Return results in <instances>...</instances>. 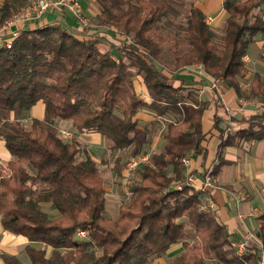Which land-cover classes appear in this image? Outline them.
I'll return each instance as SVG.
<instances>
[{"label": "trees", "instance_id": "obj_1", "mask_svg": "<svg viewBox=\"0 0 264 264\" xmlns=\"http://www.w3.org/2000/svg\"><path fill=\"white\" fill-rule=\"evenodd\" d=\"M29 1L4 0L0 23ZM95 3L100 28H84L93 30L88 36L52 23L22 29L9 47L5 39L0 41V112L29 110L38 102L44 106L42 119L32 118L29 126L0 118V140L11 155L5 166L0 164L2 229L30 244H43L25 246L30 264H152L177 243L183 251L168 264H259V249L236 256L225 226L202 208L200 193L182 183L180 158L204 154L202 116L208 102H199L180 123L168 125L163 149L152 156L151 165L137 171L130 202L120 205L116 217L106 214L104 181L96 163L88 154L80 159L79 143L64 141L56 120L70 121L77 132L100 134L111 151L131 145L139 149L151 141L137 129L134 117L139 110L179 115L176 104L194 98L185 82L173 84L176 75L163 67L162 23L172 25L170 18L180 15L182 0ZM263 6L264 0H223L226 17L218 33L191 5L185 28L188 48L170 46V70L202 65L206 76L222 80L238 97L257 99L263 109L248 118L247 127L221 132L218 153L242 141L264 139V84L254 73L247 94L240 85L248 46L264 32ZM111 27L132 41L115 42L101 30ZM138 76L150 103L135 92ZM116 165L120 175L123 167L119 161ZM42 203H49L58 217L50 218ZM257 219L264 252V212ZM187 225L195 233L193 243L182 241ZM78 231H85L86 237L77 239ZM0 258L4 264H24L17 256L1 253Z\"/></svg>", "mask_w": 264, "mask_h": 264}, {"label": "crops", "instance_id": "obj_2", "mask_svg": "<svg viewBox=\"0 0 264 264\" xmlns=\"http://www.w3.org/2000/svg\"><path fill=\"white\" fill-rule=\"evenodd\" d=\"M191 2L192 5L198 8L206 17L211 18V25H209L213 30H222L226 17V13L222 7L223 0H191ZM63 13L64 12L59 9L49 10L36 23H29L26 26L31 29L46 24L59 23L80 37L88 36L92 33L93 30L90 32L85 31V29H83V31L78 30L80 27L71 16ZM262 18L264 20V6L262 7ZM112 34L114 36L119 35L118 33ZM109 38L115 42H124L121 39L113 38V36ZM244 64L246 73L243 77L245 78V81L240 84L242 88L245 89V85L249 84L254 73L259 74L261 81L264 84V32L257 33L253 42L249 44L244 57ZM193 65L186 66L177 71H168L176 75L175 80H171L175 85H178L182 80L187 87H190L191 85L200 86L201 90H190L194 95V99L187 96L176 104L180 111L179 115L169 113L160 116L150 108L139 110L134 117L137 129L142 132L147 130V132H149L155 129L157 125H162L163 122H168V125H176L188 116L191 110L197 108L199 102H208V107L202 116L203 129L206 131V140L203 145L204 154L191 155L193 159V171L199 177L191 187L200 193L202 203L214 213L217 222L225 226L231 242V247L248 234H252V237L248 240L246 252L248 250L254 251L255 249H259V255L261 258L260 262H264V252H260L261 243L258 240V230L261 225L257 219L258 215L264 212V139L260 141H242L235 146L225 147L221 153H218L217 149L218 144L220 143L219 136L221 132L224 134L225 132L233 133L238 129L247 127L248 118L253 114H260L263 109L260 107L257 99L238 97L233 90L226 89L224 85L219 87V90L210 89L211 78L206 76V74L200 75L196 73V70L193 69ZM197 77L200 80H197ZM133 84L138 97L144 102L150 103L152 98L140 76L134 79ZM224 108L227 109V111ZM43 109V104L38 102L31 108V118L42 119ZM24 111L27 110L20 112ZM12 113L14 112L4 113L3 116L8 118L7 115ZM56 125H69L73 127L70 121L63 120L56 121ZM160 129H163V127ZM74 131L77 132L75 129ZM77 133H79L80 138L86 142V154L97 163V158L93 155L99 151V144H101L100 139H104V137L95 132ZM162 140H164V147L167 139L164 137ZM157 142H159L157 134L154 136L151 134L150 148L148 149L150 152H146L151 158L149 165L152 163V156L157 152ZM10 158L11 155L6 148L4 141L0 140V164L5 166ZM219 162L223 163L214 171L216 164ZM208 169H212V184L203 189L202 175L203 172ZM123 173L122 170L119 176L121 177ZM110 174L109 181L113 182L115 178L112 180L111 177H116V175H114L113 172ZM100 175L104 181V176L101 173ZM103 188L105 190V195L107 194L106 191L109 190L112 193L110 197L113 199L116 198L114 188H105L104 185ZM208 199L212 204L206 202ZM44 211L50 218H56L59 215L56 210H52L51 212ZM105 211L111 216L113 208L105 203ZM52 214L53 216H51ZM112 216L115 215L113 214ZM14 241L22 246L18 249H13L7 246L9 242ZM28 244L30 243L23 236L13 235L4 231L0 225V254L5 253L17 256L23 262V258L26 255L24 248ZM36 244L37 243L30 245L36 246ZM182 251L183 246L181 243L171 245L166 254L162 257L156 258L155 261L162 258L167 259V262H169L167 253L168 257L171 254H175L173 256L175 257ZM0 264H4L1 258Z\"/></svg>", "mask_w": 264, "mask_h": 264}, {"label": "rangeland", "instance_id": "obj_3", "mask_svg": "<svg viewBox=\"0 0 264 264\" xmlns=\"http://www.w3.org/2000/svg\"><path fill=\"white\" fill-rule=\"evenodd\" d=\"M3 1L4 0H0V7H1ZM78 1L80 2L81 6H82V9H83V16H84V21H85V24H86L85 27L86 28L87 27H91L92 29L100 28V27H97V25H98V23H97V15L99 14V9H98L97 4L95 3V0H78ZM182 1L184 2V5L183 6H178V8H177L180 11V15L176 19H174L172 17L170 18V21L172 22V25H166L165 23H162L163 24V35L166 38L165 39L166 41L163 42V44H162V47H163V49H162L163 50V67H164V69L166 71H168V70L172 71V70H170L171 69V64L173 62L172 49H171L172 47H170L171 44L172 43L178 44V48L180 50H183V51H185L188 48L187 41L185 39V37H186L185 28L187 26L186 25L187 14L189 13V8L192 5V2H191V0H182ZM60 10L62 12H64L63 14H69V13H67V11L65 12V10H62V9H60ZM16 12H17V10L12 12L10 16L6 17L0 23V41L2 39H7L8 37H10L9 30H3L2 31L1 29H2V27L4 25V23H5V20H8ZM45 16H44V18H45ZM71 18L80 27V28H78V30L83 31V29L85 28V27H83L84 24L79 23L72 16H71ZM29 23H33L34 24L36 22L32 21V22L24 23V24H22L20 26V28H23V29L27 28L26 25H28ZM208 23L211 25V19H210V21ZM101 30H103L104 32H108L110 37L113 36V38H115V39H119V40L121 39L124 42H128L127 36L125 34H123V33H118L119 34L118 36H116V35L114 36L112 34V32H110L111 30H113L112 27L109 28V29L101 28ZM87 32H90V31H87ZM216 32L220 33V32H222V30L221 31H216ZM91 34H93V32ZM169 73H171V72H169ZM197 80H200V79H198V77H197ZM244 81H245V78H242L241 82H244ZM199 82H202V81H199ZM202 83H204V82H202ZM190 87L188 88L189 90H201L200 86H198V85H191ZM210 89H212V88L210 87ZM244 92L247 94L249 92V90H245ZM197 96H198V93H197ZM193 98H194V95H193ZM225 110L227 111V109H225ZM30 112H31V109H29L27 111H24V112L16 111V112H14L12 114H9L7 116L11 120H16V121L21 122L25 126H29L30 120L32 119ZM3 115H4V113L0 112V118H2ZM176 118H178V117H176ZM56 121L58 122L59 120H56ZM152 122H154V121H152ZM161 126L163 127V129H160V128H162ZM164 126H165V128H164ZM228 126H230V125H228ZM57 128H58L59 136L64 141L76 140L79 143V146L81 148L80 159L84 158V156H85L84 154H86V152H87V145H86V142L83 141L80 138L79 133L75 132L73 127H71L69 125H67V126L66 125L65 126L58 125ZM156 128H157V130H156ZM156 128L153 129L152 131H149V132H147L148 131L147 130L144 133H145L146 137H150V138H151V134H153V136L155 134H157V136L159 137V142H157V144H156V151H157L156 153H158L159 151H161V149L163 147L164 140H162V138H164L165 135H166L167 128H168V122H163L162 125L159 124V125H157ZM66 133L69 134L70 137H68V136L65 137ZM100 143L101 144H99V151L96 154H94L93 156L97 158L96 166L98 168L99 173H101L104 176L103 185L105 186V188H114V191L116 192V198H114V199L110 197V195H112V193L109 190L106 191L107 192V194H106L107 196L105 195V198H106L105 199V203L109 207L113 208V211H111V217L114 218V217H116L118 215V211H119L120 205L128 204L130 202V198H131V197L128 198L126 196V194H125V191H124L125 190V178L123 177L124 173H123V175L121 177L116 173V169L118 167L116 165V161H119V164L122 165L123 168L121 167L122 168L121 172H122V170L124 172L125 164H126L127 160L130 157L137 156L141 152L144 153V154H148L146 152H150L148 150L150 148V143L143 144L141 147H139V149H137L133 145H131L126 150H116V151H111L109 149L108 143H107V141L105 139H103V138L100 139ZM188 155H190V154H188ZM111 172H113L114 175H116V177L115 176L111 177L112 180H114V178H115V180L113 182L109 181V176L111 175L110 174ZM197 177H198V175H197ZM182 183L185 184V179L182 181ZM173 187H177V184H174ZM206 202L209 204L208 201H206ZM202 207H206V206H204V203H202ZM42 208H43V210H46L48 212H51L52 210H54V209H52L50 207L49 203H42ZM113 214L115 216H112ZM51 216H53V214ZM183 239L185 241L190 242V243H193L194 240H195V233L193 232V230L191 229V227L189 225H187L185 230H184L182 241H183ZM7 246L10 247V248H13V249H18L22 245L17 243L16 241H14V242H9ZM36 247H40L41 248V247H43V244L37 243ZM47 250L49 251V249H47ZM164 255H162V256H164ZM174 255L175 254H171L168 257V253H167V258L170 260ZM155 260L156 259H154L152 264H168L167 259H162L161 258L158 261H155ZM23 262L25 264H30V260H29L27 255L24 256Z\"/></svg>", "mask_w": 264, "mask_h": 264}, {"label": "built area", "instance_id": "obj_4", "mask_svg": "<svg viewBox=\"0 0 264 264\" xmlns=\"http://www.w3.org/2000/svg\"><path fill=\"white\" fill-rule=\"evenodd\" d=\"M65 10L67 11L75 20H77L79 23L84 24L83 27H85V21L83 16V9L78 0H30L27 4L20 7L16 13H14L8 20H5V23L2 27L3 30H9L10 37H8L6 40V46L9 47L12 40L16 38L20 31L23 28H20V26L27 22L35 21L37 22L42 16L49 10ZM211 18L206 17V22L208 23ZM209 24V23H208ZM86 28V27H85ZM114 32L120 33L117 29L112 28ZM127 40L129 42L132 41L130 37H127ZM193 69L196 70V73L200 75H205L204 67L199 64H194ZM223 85L222 80L220 79H210V87L214 90H219V87ZM248 87V84H246L245 88ZM70 137L69 134H65V137ZM151 162V158L149 154L140 153L137 156L130 157L124 168V175L125 178V194L128 198L132 196V187L136 182L138 181V174L137 171L140 170L142 167L149 165ZM180 163L185 169V184L188 186H192L197 180L198 177L193 171V159L191 155H184L180 158ZM202 181H203V189L206 187H209L212 184V169H208L205 172H203L202 175ZM177 189L181 188V185L178 184ZM209 203L212 204V202L208 199ZM207 208V207H202ZM77 238L83 239L86 237L85 231H78L76 234ZM250 237H252V234H248L238 242H236L232 248L234 249V252L237 257L242 258L244 254L246 253L248 240H250ZM260 264H264V262H260Z\"/></svg>", "mask_w": 264, "mask_h": 264}]
</instances>
